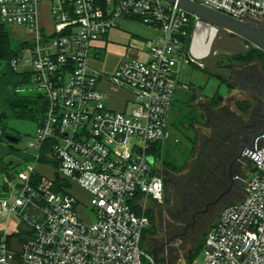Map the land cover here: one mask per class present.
I'll list each match as a JSON object with an SVG mask.
<instances>
[{"label":"built area","instance_id":"built-area-1","mask_svg":"<svg viewBox=\"0 0 264 264\" xmlns=\"http://www.w3.org/2000/svg\"><path fill=\"white\" fill-rule=\"evenodd\" d=\"M195 1L264 29V0ZM0 18L31 35L10 65L32 71L31 85L46 100L30 143L33 162L0 183V214L16 215L27 230L20 239L0 228V264H143V257L157 264L141 248L150 219L135 203L165 198L154 147L172 137L175 64L203 67L221 29L168 0H0ZM121 19L158 27L163 35L147 42L148 59L99 71L92 51ZM3 67L0 62V72ZM103 83L127 91L129 108L111 109ZM49 142L55 164L40 161ZM257 151L261 157L250 158L253 169L241 176L243 198L224 206L207 234L204 264H264V139ZM38 162L54 175L42 173ZM57 177L68 185L56 188ZM73 186L90 193L92 220L81 217Z\"/></svg>","mask_w":264,"mask_h":264},{"label":"rangeland","instance_id":"rangeland-1","mask_svg":"<svg viewBox=\"0 0 264 264\" xmlns=\"http://www.w3.org/2000/svg\"><path fill=\"white\" fill-rule=\"evenodd\" d=\"M45 5L46 3L41 5L43 17L48 16ZM5 25L14 46L31 42V35L25 26L12 23H5ZM122 25L140 35L151 33L147 29V24L141 22H125L123 20ZM96 45L100 58L91 60V64L99 71L111 73L118 62L128 59L127 56L118 55L116 52L112 53L105 42L99 41ZM248 49L249 44L245 40L223 30L219 32L211 43L208 56L202 59L204 63L203 67H199L198 64L196 66L190 61H186L183 66L175 64L180 69L179 79L181 83L174 96L170 123L172 137L159 143L162 159L171 163V165L162 164L163 170H165L162 175L169 189L166 191L165 188V198L162 203L146 197H141L137 201L142 212H145L150 219L148 229L151 231L156 230L155 234L151 233L147 235V238L142 241L141 248L151 254L157 264H204L206 247L200 248L192 261L189 262L187 258V254L192 253L200 243L201 237L198 238L199 234L197 232L199 223L205 218L208 222L206 227L202 229L201 234L204 236L217 223L219 214L224 206L243 198L241 176L249 174L253 167V163L249 157H245L236 166L235 173L238 178L231 193L223 198L220 204L212 207L207 215L196 217L195 227L188 224L193 223L192 214L194 210L188 196L193 197L196 195L193 183L195 178H197V161L203 149V143L213 134V130L208 124L213 123L209 116L210 110L215 108L216 105L212 102L210 105H207L208 101L217 99L220 101V104L216 109L222 107L227 110L230 109L236 114L243 116L246 120L249 119L250 115V113L242 114L236 108L237 101H250L249 97L245 94L248 92V89L241 87L234 80L235 71L230 73L229 69L218 68L217 60L220 56L241 55ZM95 52V50L92 51V56ZM248 66L258 70L260 74L262 73L261 76L264 77V71L259 61H253L247 64ZM235 68L244 69V66L243 64H236ZM211 71L221 73L225 81L222 82L219 78L210 74ZM33 87L34 89H32ZM26 90L32 93H41L37 85H30ZM8 124V132L12 135L19 134L20 136V141L16 143L17 147L24 154L36 152V149L31 147L30 143L35 139L38 123L36 121L10 119L8 120ZM194 149L195 153L192 155ZM6 161L10 163L11 172L15 169L26 168L29 163L33 162L26 160L23 155L13 153L6 156ZM185 161H187L188 167L179 171L178 168ZM38 167L42 173L48 176L54 175V169L51 166H45L41 162H38ZM4 175L5 173L0 172V183L3 181ZM9 179H14L13 174L9 175ZM72 192L79 201L77 208L81 217L92 220L94 214L90 206V193L80 186H73ZM166 197L169 199L168 201ZM170 237L172 238L170 239ZM142 263L152 264V261L143 257Z\"/></svg>","mask_w":264,"mask_h":264},{"label":"trees","instance_id":"trees-1","mask_svg":"<svg viewBox=\"0 0 264 264\" xmlns=\"http://www.w3.org/2000/svg\"><path fill=\"white\" fill-rule=\"evenodd\" d=\"M246 43L249 44V49L245 53L241 55L220 56L217 60V67L229 69L230 73H232L236 64H250L253 61H259L264 71V51L254 47L247 41ZM28 44L29 42H25L18 46H14L5 23H0V62L4 64V67L0 72V172L9 175H12V172L10 171V163L6 161V156L8 154H20L29 161L33 159V156L30 154H24L21 149L17 147L16 143H12L5 139V136L10 134L8 132V120L20 119L36 121L39 126L46 110V100L43 93H32L26 90L32 84L33 72H19L14 70L10 65L11 59L16 57L20 49ZM195 65L197 66V64ZM210 74L216 76L222 82L225 81L224 76L219 72L214 73L211 71ZM212 103L217 107L219 106L220 101L216 99L212 101ZM252 105L251 100H240L236 102V108L242 114H248ZM220 109L216 110L220 111ZM213 124L214 122L208 124L212 130L215 128ZM17 136L20 138L19 134ZM238 142V127H231L227 122L223 121V118L216 120V133L213 132V134L203 143V149L200 152L197 161V178H195L193 183L196 195L193 197L188 196L193 210L197 208L201 201H210L227 186L228 180L224 174V168L234 157L236 153V144ZM51 149V142L45 144L40 159L42 163L55 164V160L51 156ZM154 150L161 164L166 163L171 165L169 161L162 159L159 144L154 147ZM194 153L195 149L192 155H194ZM187 167L188 163L185 161L181 167L177 168L180 171ZM37 177L38 176L36 175L35 179H37ZM164 181L166 182L165 178ZM64 185L67 186L68 183L57 177L56 188H61ZM165 188L166 191L169 189V187L166 186V183ZM5 189H7V186ZM166 200L168 201L169 199L166 197ZM135 209L139 213H142L139 204L135 203ZM26 231L24 223H21L19 232L12 234L11 237H18L21 239V236L27 233ZM151 233L155 234L156 230L154 229L151 231L146 229L143 233L142 241ZM207 234L201 237L200 243L193 252L187 254L189 262L193 260V257L197 254L200 248L205 247Z\"/></svg>","mask_w":264,"mask_h":264},{"label":"water","instance_id":"water-1","mask_svg":"<svg viewBox=\"0 0 264 264\" xmlns=\"http://www.w3.org/2000/svg\"><path fill=\"white\" fill-rule=\"evenodd\" d=\"M168 1L179 3L181 7L188 10L189 12L198 14V16L204 22L213 24L218 29L225 30L232 34H235L236 36L247 41L254 47L264 51V29L259 24L251 20L233 17L226 13L210 8L204 4H199L195 0H168ZM6 139L12 143H17L20 140V138L17 135H12V134H7ZM262 139H264V122L262 128L257 129L255 132L251 134L249 142L246 141L239 142L238 151L229 164L228 175H227L229 179L228 186L224 190H222L216 196L215 199L204 203L205 205L204 208L198 210L193 215L192 224H194L195 217L197 214L207 212L212 205L218 204L221 201V199L231 191L232 187L236 182V179L238 178L236 173L234 172V168L237 164H239L245 157L254 158L255 160H258L261 157V154L257 151V148L260 140ZM156 167L157 170L160 171L161 162L159 160L156 163ZM188 224L192 225L190 223ZM185 232H186V227H185ZM177 234H184V233H177ZM172 237H170V239Z\"/></svg>","mask_w":264,"mask_h":264},{"label":"crops","instance_id":"crops-1","mask_svg":"<svg viewBox=\"0 0 264 264\" xmlns=\"http://www.w3.org/2000/svg\"><path fill=\"white\" fill-rule=\"evenodd\" d=\"M125 22H140L137 20H130V19H121L119 21L118 26L115 29H112L109 33L104 35L100 42H105L107 46H109L110 51L112 53L116 52L118 55L127 56L128 59H141L145 60L149 57V48L147 45L148 41H156L158 42L159 39L162 37V31L155 26L147 25V29L151 31L150 34H137L131 31L128 27L122 25V21ZM100 58V53L98 49L96 50L95 54L92 56V60ZM126 60V59H123ZM121 60L120 62H122ZM115 66L112 72L115 71L117 66ZM111 72V73H112ZM107 73V72H105ZM181 81L179 80L180 86ZM103 88L108 92L107 104L111 109L124 111L129 108L128 98L129 93L125 90L119 89L115 90L113 87L108 83H103ZM176 89V90H177ZM195 93V92H194ZM202 93V92H201ZM203 96V94H202ZM211 100L208 101L207 105L211 104ZM21 225L20 219L14 214H0V228L1 229H8L11 234L17 233L18 227Z\"/></svg>","mask_w":264,"mask_h":264},{"label":"flooded vegetation","instance_id":"flooded-vegetation-1","mask_svg":"<svg viewBox=\"0 0 264 264\" xmlns=\"http://www.w3.org/2000/svg\"><path fill=\"white\" fill-rule=\"evenodd\" d=\"M243 66H244V69L235 68L234 80L241 87H245L246 89H248V92L245 94H246V96L249 97V99L252 101V104H253L252 108L249 112L250 113L249 119L246 120L243 118V116H240V115L236 114L234 111H232L230 109L227 110L226 108H223V107L220 109V111H217L216 107L212 108L213 110L212 109L210 110V116L209 117L214 122L213 125L215 128L213 129V132L216 133V120L223 118V121L227 122L231 127H233V128L238 127L239 142L240 141L249 142L251 134L253 132H255L257 129L262 128L263 122H264V77L261 76L262 73L260 74L259 71L256 70L255 68L250 67V66L247 67V64H243ZM239 142L236 144V153L238 151ZM229 164H230V162H229ZM229 164L227 166H225V168H224V174L228 180V184H229V179H228L227 175H228ZM236 166H235V168H236ZM235 168H234V172H235ZM164 172H165V170H163V166L161 164L160 173L162 174ZM228 184H227V186H228ZM233 187H232V189H233ZM232 189H231V191H232ZM231 191L228 194H226L223 198H225L227 195H229L231 193ZM217 195H215V197L213 199H215ZM243 196H244V186H243ZM223 198L221 199V201L223 200ZM213 199H211V200H213ZM220 202L218 204H220ZM204 203L205 202L201 201L198 204L197 208H195V210L193 211L192 219H193V215L198 210L204 208V206H205ZM218 204L212 205L207 212L199 213L196 215V217L207 215L208 212L211 210V208L218 205ZM196 217H195V219H196ZM207 223L208 222H207L206 218L202 222L199 223V226H198L199 228L197 230V232L199 234L198 238L202 237V234H201L202 229H204L206 227ZM191 226L195 227L196 222H194V224H192Z\"/></svg>","mask_w":264,"mask_h":264}]
</instances>
